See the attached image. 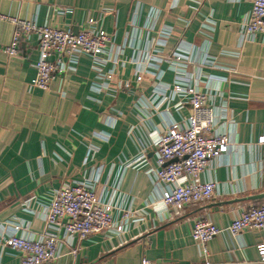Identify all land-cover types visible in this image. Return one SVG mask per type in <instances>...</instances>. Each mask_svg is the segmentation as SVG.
<instances>
[{
  "label": "crops",
  "instance_id": "1",
  "mask_svg": "<svg viewBox=\"0 0 264 264\" xmlns=\"http://www.w3.org/2000/svg\"><path fill=\"white\" fill-rule=\"evenodd\" d=\"M250 8L251 0H0L1 15L75 33L90 19L97 20L125 50V64L96 66L91 57L82 56L50 90L32 89L36 41L22 39L18 55L10 57L6 49L16 29L0 21V264H21L19 252L2 244L6 224H24L25 235L43 234V204L64 182H93L105 197L119 185L122 209L147 214L120 237L93 234L80 243L76 240L75 246H80L76 256L64 246L63 256L49 264H204L192 238L195 220L225 228L250 204H264V144L259 143L264 137V42L241 44L239 39ZM64 10L71 12L61 14ZM134 19L141 36L133 48L129 34ZM167 26L174 33L162 47L164 55L189 61L207 53L216 62L215 69L192 64L187 72L197 76L202 69L220 88L212 105L223 115L214 129L232 138L230 153L213 162L203 177L218 183L216 197L172 217L154 210L152 203L159 195L148 173L156 164L147 133L164 130L165 124L158 115L148 122L150 112L140 105L154 97L156 80L147 74L138 83L132 61L144 58L151 40ZM182 42L193 52L180 50ZM162 68L166 83L195 82L169 71L167 64ZM111 71L109 89L95 92L92 86L108 82L105 76ZM205 79L200 88L208 91ZM127 82L130 92L122 88ZM184 115L173 110L167 118L179 120ZM110 116L117 119L113 127L107 124ZM101 133L109 137L101 140ZM144 152L148 165L128 167ZM115 218H120L119 212ZM263 243L264 231H245L239 237L225 232L209 242V262L264 264L257 249Z\"/></svg>",
  "mask_w": 264,
  "mask_h": 264
},
{
  "label": "built area",
  "instance_id": "2",
  "mask_svg": "<svg viewBox=\"0 0 264 264\" xmlns=\"http://www.w3.org/2000/svg\"><path fill=\"white\" fill-rule=\"evenodd\" d=\"M70 12L64 10L61 14ZM0 21L10 22L16 29L13 42L6 49L10 57L18 55V45L22 39L33 37L36 41L38 59L35 64L36 76L30 83L32 89L50 90L53 82L75 69L82 56L91 57L96 66L110 62L115 67L121 62L125 64L122 60L124 48L115 44L112 34L105 31L97 20L90 19L77 33L1 14ZM135 21L132 22V33L129 34V45L133 48L141 36ZM173 33L171 27L162 28L144 50V58L132 60L136 66L138 83H142L147 74L156 80L154 97L140 105L150 112L146 115L148 122L152 116L158 115L165 124L164 130L154 129L147 133L154 147L156 164L148 173L154 178L159 195V200L152 203L154 210L168 214L169 217L182 213L189 205L205 203L216 197L218 183L203 177L212 163L221 162L232 147L231 136L214 129L217 119L223 115L219 107L212 105L213 95H220V88L213 85L214 80L202 69H199L197 76L187 72V67L192 64L215 69L216 62L207 53L199 60L194 57L189 61L178 56L164 55L162 47ZM239 39L241 44L264 42V0H251V8L242 22ZM179 49L193 52V47L184 42ZM163 64H167L168 70L176 75L195 80L194 84L178 80L173 84L164 82L166 71L162 68ZM113 73L111 71L105 76L108 82H96L92 86L93 90L102 92L109 89ZM205 78L208 91L200 88ZM122 88L130 92L131 83H123ZM173 110L185 114L184 117L168 120ZM116 121V117L110 116L107 124L113 127ZM99 136L101 140L109 137L105 133ZM259 143L264 144V137L260 138ZM146 165L147 154L144 152L140 160L131 161L128 167L141 168ZM118 193L119 185L111 197H105L103 193L97 192L93 182H64L51 193L48 203L43 204L42 216L46 224L44 233L39 236L25 235L23 233L27 227L24 224L8 222L2 244L19 252L21 264H49L63 256L64 246L72 256H76L80 249V246H75L76 240L80 243L93 234L118 237L127 234L130 224L141 222L147 213L145 210L122 209ZM116 212L120 213V218H115ZM245 231H264V204H250L225 228L197 218L192 238L201 251L204 264H210L209 242L225 232L239 237ZM257 249L264 261V243L257 246ZM144 264L152 263L146 261Z\"/></svg>",
  "mask_w": 264,
  "mask_h": 264
},
{
  "label": "water",
  "instance_id": "3",
  "mask_svg": "<svg viewBox=\"0 0 264 264\" xmlns=\"http://www.w3.org/2000/svg\"><path fill=\"white\" fill-rule=\"evenodd\" d=\"M261 197H263V198H264V196H261Z\"/></svg>",
  "mask_w": 264,
  "mask_h": 264
}]
</instances>
